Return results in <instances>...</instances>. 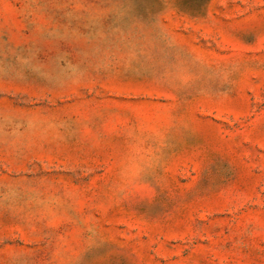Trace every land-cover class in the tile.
<instances>
[{"label":"rangeland","instance_id":"obj_1","mask_svg":"<svg viewBox=\"0 0 264 264\" xmlns=\"http://www.w3.org/2000/svg\"><path fill=\"white\" fill-rule=\"evenodd\" d=\"M0 264H264V0H0Z\"/></svg>","mask_w":264,"mask_h":264}]
</instances>
